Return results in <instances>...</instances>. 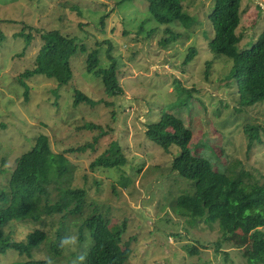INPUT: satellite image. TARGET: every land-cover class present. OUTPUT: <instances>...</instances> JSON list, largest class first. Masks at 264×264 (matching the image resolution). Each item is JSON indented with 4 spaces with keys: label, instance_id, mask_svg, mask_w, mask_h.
I'll use <instances>...</instances> for the list:
<instances>
[{
    "label": "rangeland",
    "instance_id": "rangeland-1",
    "mask_svg": "<svg viewBox=\"0 0 264 264\" xmlns=\"http://www.w3.org/2000/svg\"><path fill=\"white\" fill-rule=\"evenodd\" d=\"M212 1L185 0L184 9L194 18L186 27L156 23L145 0H0V185L39 134L59 153L92 140L96 131L82 129L86 123L108 131L85 152L65 154L70 162L67 181L86 191L81 215L68 216L60 224V217L54 216L3 228V234L15 240L36 229L48 233L32 249L31 258L73 264L91 244L89 237L79 241V221L102 212L111 226L121 228V241L133 237L124 264H250L244 254L252 242L249 237L246 245L224 241L217 221L194 224L182 215L176 198L191 194L192 185L171 170L178 149L171 146L166 153L145 137L146 128L162 112L178 114L192 131V155L207 156L214 168L264 185V103L239 105L236 86L226 79L231 62L208 50ZM240 10L238 48L248 49L264 30V0H241ZM23 26L24 32L33 27L28 44L15 35ZM35 28L73 37L85 52L71 57L72 78L64 85L43 75L26 79L25 99L18 79L34 66L42 43ZM190 46L197 53L184 65ZM93 48L98 49V67L109 65L108 50L116 59L119 94L107 95L101 80L85 70ZM76 89L100 102L74 106ZM248 124L258 125L259 135L249 151L243 131ZM112 142L118 144L124 163L91 168L90 162ZM60 234L75 235L76 244L58 248L61 252L54 256L47 244ZM188 247L197 252L189 253ZM26 259L15 250L0 253V264Z\"/></svg>",
    "mask_w": 264,
    "mask_h": 264
},
{
    "label": "trees",
    "instance_id": "trees-1",
    "mask_svg": "<svg viewBox=\"0 0 264 264\" xmlns=\"http://www.w3.org/2000/svg\"><path fill=\"white\" fill-rule=\"evenodd\" d=\"M146 10L158 24L179 22L190 26L194 18L184 9L185 0H145ZM241 0H213L208 19L213 35L208 41V50L215 56H222L231 62V70L226 79L233 82L239 94V105L252 106L264 103V30L257 36L250 48H238L241 40L236 32L241 18ZM104 17H101V20ZM102 22V21H101ZM145 22V21H144ZM142 27V23L139 28ZM24 26L15 35L27 44L32 40L33 27ZM38 32L42 43L35 56L34 66L19 75V83L24 88L27 99L28 86L25 82L35 75H43L56 81L57 86L64 85L72 78L71 57L78 51L85 52L73 37L58 30ZM3 38L0 32V40ZM173 38V35H171ZM167 40V39H166ZM107 51L109 65L98 67V49H91L86 55V71L102 82L107 95L115 96L121 92L117 78L116 59ZM195 47L190 46L182 63L188 64L196 55ZM210 62H206L205 73ZM186 99V97H185ZM85 102L91 106L99 103L76 89L73 105ZM82 129L96 131L92 140L55 153L51 150L46 135L39 134L34 145L15 160V166L6 183L0 185V253L15 250L28 259L10 264H49L47 259L31 258L32 249L38 246L48 235L43 229L28 232L24 239L15 240L9 234H3V228L14 223L41 221L59 216L61 221L68 216L82 214L86 191L72 187L68 178L70 162L65 154L83 153L92 148L98 140L107 134L100 125L86 123ZM246 149L249 151L259 141L258 125L244 126ZM145 137L156 143L166 153L171 146L178 149L171 160V170L190 181L192 193L177 196L175 205L182 215L194 224L217 221L222 229V240L232 239L239 245H246L247 237L252 242L246 245L244 254L250 264H264V185L246 180L226 169L214 168L207 156L192 155L189 144L192 131L183 119L171 112H162L159 119L145 130ZM124 157L117 143H110L99 156L90 162V167H119ZM75 215V216H74ZM78 239H91L84 253L82 264H124L131 255L130 242L133 237L121 241V228L111 226L102 212L91 214L78 223ZM83 230L85 232L83 233ZM62 235L47 244L50 254L58 256L61 252ZM217 247L219 243H216ZM189 253L197 252L196 247H188Z\"/></svg>",
    "mask_w": 264,
    "mask_h": 264
},
{
    "label": "clouds",
    "instance_id": "clouds-1",
    "mask_svg": "<svg viewBox=\"0 0 264 264\" xmlns=\"http://www.w3.org/2000/svg\"><path fill=\"white\" fill-rule=\"evenodd\" d=\"M77 237L75 235H67L63 237L60 241L61 247L67 246L69 248H72L76 244ZM84 261V254H80L76 256L75 260L73 261V264H82Z\"/></svg>",
    "mask_w": 264,
    "mask_h": 264
}]
</instances>
